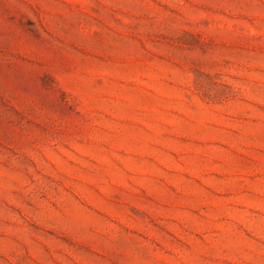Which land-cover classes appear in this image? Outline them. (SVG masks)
<instances>
[{
  "label": "rangeland",
  "instance_id": "374dc122",
  "mask_svg": "<svg viewBox=\"0 0 264 264\" xmlns=\"http://www.w3.org/2000/svg\"><path fill=\"white\" fill-rule=\"evenodd\" d=\"M0 264H264V0H0Z\"/></svg>",
  "mask_w": 264,
  "mask_h": 264
}]
</instances>
